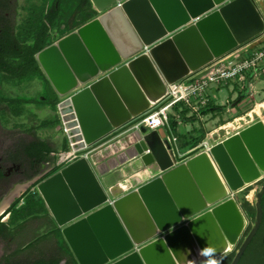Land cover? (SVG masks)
I'll use <instances>...</instances> for the list:
<instances>
[{"label": "water", "instance_id": "water-1", "mask_svg": "<svg viewBox=\"0 0 264 264\" xmlns=\"http://www.w3.org/2000/svg\"><path fill=\"white\" fill-rule=\"evenodd\" d=\"M91 0L98 18L35 55L71 150L36 189L77 264H202L236 247L247 218L230 196L264 178V122L179 156L157 130L94 165L88 155L131 130L167 85L264 33L253 0ZM140 159L161 175L110 199L97 176ZM178 164V165H175ZM231 264H238L261 221Z\"/></svg>", "mask_w": 264, "mask_h": 264}, {"label": "crops", "instance_id": "crops-1", "mask_svg": "<svg viewBox=\"0 0 264 264\" xmlns=\"http://www.w3.org/2000/svg\"><path fill=\"white\" fill-rule=\"evenodd\" d=\"M122 1L123 0L119 2ZM253 2L257 6L258 0H253ZM257 8L259 9L262 17H264V12H262L259 7ZM78 14L80 16L83 14L86 16V18L82 20H76V16L73 20H71V22H69L70 25H68L69 28L67 30L60 31L57 27H55L50 32L49 45H52L63 37L77 31L80 27L93 21L101 15L95 9V6L91 2V0H84V2L82 1V4L80 5V12ZM59 19L56 22L57 24L60 23ZM32 75L35 76L34 79L37 81V87L46 90L48 80L40 71L39 66L38 71L32 73ZM236 87V84L229 83L223 87L211 88L207 93L209 98L207 107L202 109L197 114L193 113L187 107H176L175 109H173V113L169 115L167 126L160 127L157 129V131L161 136H164L165 134L170 138H174L175 141L173 142L172 140H170V142H172V145L174 146L178 155L182 156L199 147L200 145H205L206 148H209L258 121L264 122V78H262V80L258 79L253 82L251 86L252 88L250 90L245 89L243 91L239 87V91L237 90L238 92H236ZM243 94H245V96H242ZM16 97L19 98V96ZM23 103L29 104L30 102L27 101ZM252 103L255 105V107L252 110L248 111V104ZM46 106H50V104H47ZM54 107L56 109V106ZM256 109H258L259 113H256ZM220 110H224L222 113L229 115L231 118L225 121L223 119H220L218 121L214 120V122H211V120H213V118L217 115V112ZM48 112L50 113V111ZM210 112H213L214 116H210ZM55 114H57L56 111ZM208 122L212 123V127L210 129H208ZM50 128L51 133L44 134V136L40 140L46 141L49 146L52 147L53 152L50 154L51 160L47 162V165L53 169L54 167L58 168V165L64 162L62 161V159L58 158L63 156L64 153H68L70 148L66 135L62 132V127L60 129L57 125H55L54 127L51 126L48 128H43L41 130H47ZM140 128L136 129L133 127L131 130L123 133L122 135L112 138L107 142L97 146L88 155L91 163L97 165L126 149L129 145L133 144V132L135 130H140ZM32 129L34 130L35 128ZM145 130L147 133L153 132L147 129ZM66 144L67 150H64V146ZM152 168L153 167L146 168L140 159H134L107 173L105 176L97 177L102 187L107 192L109 198L113 200L135 190L141 185H144L150 180L161 175L160 172H155L154 170H152ZM41 177L42 175L38 174L32 180L23 183V185H25L24 190H22L17 196L21 197V195L24 193H26V195L24 196V198L20 199V202L18 203L16 208L9 214L8 220L14 214L18 215L19 217H23L31 210L33 214L30 217L36 216L38 218L29 219L26 222L22 223L23 230L21 236L18 238V243H23V241L26 240V243H24V245L21 244L22 247H24L25 245L36 239H42L41 244H39V246L37 247V251H44L43 253H45V251L47 250L48 252H53V254L51 253V255L48 253L49 256H52L56 255L55 253L58 251V244H61L62 242L66 244V242L63 239L59 228H57L55 222L53 221L48 208L46 207L43 199L36 189V186L33 187L31 185ZM260 182H264V178H262L254 185L248 187H252L253 189L250 190L247 194H244V192L248 190V188H245L236 193L234 200L240 206L244 213L246 212L245 208L252 205L250 202L252 194L258 191L259 187L257 184H259ZM27 183H29L28 186L26 185ZM244 204L247 205L245 206ZM22 220H24V218H20L17 223L20 221L22 222ZM14 224H16V222L12 223L11 225ZM58 231L60 234H58ZM30 234L32 236L31 239H27V236ZM69 252L71 253L75 263L77 264L75 257L73 256L70 249Z\"/></svg>", "mask_w": 264, "mask_h": 264}, {"label": "rangeland", "instance_id": "rangeland-1", "mask_svg": "<svg viewBox=\"0 0 264 264\" xmlns=\"http://www.w3.org/2000/svg\"><path fill=\"white\" fill-rule=\"evenodd\" d=\"M80 2L81 0H62L61 13L59 19L60 23L58 24V26H56L60 31L67 30L69 28L68 26L70 25L68 23L69 16L75 12L77 7H80ZM14 3L17 6L16 13L13 10ZM50 3L51 0H11L10 10L5 14V16L9 18L12 23L15 24V28L18 32V35L22 39L23 36L21 34V31L22 32L23 31L30 32L32 30L34 31L38 25V20L40 18L39 15L46 12ZM257 7H259L261 11L264 12V0H258ZM78 13L76 14L77 16L76 20L77 19L82 20L86 18L85 15L82 14L80 16ZM34 78L35 76H33L32 74H29L23 78H18V79L9 78L5 75H0V98L9 101L8 103L0 104V145L1 144H4V146L8 145V142H10V138L12 139L16 137L17 138L25 137L26 139L27 133H25L24 131L28 129L32 130V128L35 129L33 130V132L31 131V133H29V136H33L35 138L41 139L44 136V134L51 133V128L47 130H41L43 128H46L43 127L45 123L56 121L57 122L56 125L61 129L60 118L58 114H55V111L57 113L55 107L51 105L46 106L47 104L46 105L41 104V102H44V100H46L47 98V91L37 87V81ZM262 78H264V76H262L260 80H262ZM233 84H236L237 86L236 92H238L239 85L237 83H233ZM16 96H19V98H17ZM242 96H245V94H243ZM19 99L27 100L30 103L25 104L23 102H16V103L11 102V101H17ZM47 107L49 108V110ZM254 107L255 105L253 103L248 104L247 110L248 111L252 110ZM48 111H50V113ZM223 111L222 110L218 111L217 115L213 118V120H211V122H214V120L218 121L220 119H223L225 121L231 118L229 115L222 113ZM209 115L214 116L213 112H210ZM211 124L212 123L208 122V129L212 127ZM70 153L71 150H69L68 153H64L63 156H61L58 159H62V161H65L70 157L71 155ZM49 169H51L50 166H43V167L40 166L38 168L39 171L38 174H41L42 176H46L48 174L47 171H50ZM261 183L262 182L257 184L259 188ZM37 184L35 181L31 185L34 187ZM26 185L28 186L29 183H27ZM252 189H253L252 187L248 188V190H246L244 194H247ZM256 194L257 191L254 194H252V198L250 201L252 205L246 207V212L244 213L245 217L247 218L246 229L238 245L232 248L230 253H228L226 256L220 259L221 264H231L240 245L243 243L248 233L254 227L255 219H256V202H257ZM261 210H262V219H264V197H262V201H261ZM31 237L32 236L30 234L27 236V239H31ZM25 241H23V243L21 242L18 243L17 246H19V244L24 245V243H26ZM11 249H14V246L10 247L8 250ZM43 252L44 251L40 253ZM0 253H1V249H0ZM45 253L47 254L49 253L50 255L51 253L53 254V252H48L47 250L45 251ZM22 256L25 257V259L27 260H32L33 258L37 257L35 253H30V254L25 253ZM238 264H264V220H262V224L259 229V232L255 235L251 243L248 245L247 249L243 253Z\"/></svg>", "mask_w": 264, "mask_h": 264}, {"label": "trees", "instance_id": "trees-1", "mask_svg": "<svg viewBox=\"0 0 264 264\" xmlns=\"http://www.w3.org/2000/svg\"><path fill=\"white\" fill-rule=\"evenodd\" d=\"M82 1L84 2V0H81V4ZM61 5L62 0H51V3L48 6L46 12L39 15L40 18L38 20L37 28L34 31H30L31 33L28 31H21V34L23 36V38L21 39L15 28V24L5 16V14L10 10L11 0H0V75L18 79L38 71V65L35 61V55L49 45L50 32L56 26H58L56 22L60 17ZM16 7L17 6L14 3L13 10L15 13ZM78 12H80V7H77L75 12L69 17L68 23L75 18ZM8 102L9 101L0 98V104ZM11 102L16 103L27 101L19 99L17 101ZM41 104H50L52 106H55L56 103L51 102L47 97L44 102H41ZM56 123V121L45 123L43 127H54ZM31 131H33V129L24 131L25 133H27L26 139L25 137L12 138V140H16L17 142L14 147L16 152L13 150L15 153L11 158H16L14 160L18 161L22 167H30L32 173H28L25 178L28 181L35 178L39 173L38 170L32 169L33 162L39 164L47 163L51 160L50 154L53 152L52 147H50L46 141H42L33 136H29V133H31ZM64 150H67V144L64 146ZM57 170L58 168L54 167L52 171L49 172L46 176H42L40 179H38L36 181V184L44 180L46 177L50 176L52 173H55ZM25 195L26 193L22 194L21 197H19L15 201L13 206H16V204L20 202V199L24 198ZM32 214L33 212H31V210L23 217H19L18 215L14 214L10 217L9 223L12 224L16 222L17 226L15 229H22V223L26 222L29 219L38 218L36 216L30 217ZM20 218H24V220L17 223ZM259 229L257 233L259 232ZM5 231L9 232V227L6 226V224L0 223V234ZM58 234H60L59 231ZM41 242L42 239H36L28 243L24 247L19 244V247L22 248L21 250H19V252L23 255L25 253H34L33 250H37V247L39 246V244H41ZM35 245L37 246L35 247V249H33ZM57 250V254L55 253L56 255H52L50 256V258H48L47 253L40 252L39 254L35 252L37 257L33 258V260H27L25 259V257H22L24 261L21 264H61V262L63 261L64 264H76L71 253L69 252L67 245L64 242L58 244Z\"/></svg>", "mask_w": 264, "mask_h": 264}, {"label": "built area", "instance_id": "built-area-1", "mask_svg": "<svg viewBox=\"0 0 264 264\" xmlns=\"http://www.w3.org/2000/svg\"><path fill=\"white\" fill-rule=\"evenodd\" d=\"M262 76H264V33L187 78L167 85L166 96L158 105L140 116L134 128L142 127L155 131L167 126L169 115L176 107H187L197 114L207 107L209 103L207 93L211 88L237 83L243 91L250 90L253 82ZM62 132L66 135L63 127ZM171 140L175 141L172 137ZM235 195L236 193L230 197L235 199Z\"/></svg>", "mask_w": 264, "mask_h": 264}, {"label": "flooded vegetation", "instance_id": "flooded-vegetation-1", "mask_svg": "<svg viewBox=\"0 0 264 264\" xmlns=\"http://www.w3.org/2000/svg\"><path fill=\"white\" fill-rule=\"evenodd\" d=\"M16 142V140L14 141L10 138V142H8V145H0V203L9 195V193L15 186L27 182L28 180L25 179L27 174L32 173L30 167H22L18 161L14 160L16 158H11L16 152L14 149ZM40 166L43 167L48 165L47 163L39 164L33 162L32 169L38 170ZM49 170L50 171H47V173L51 172L52 168ZM18 197L19 196L14 197L8 204V206L4 210H2V212L0 213V223L6 224V221L9 218V214L18 205L16 204V206H13ZM6 226L9 227L10 231H5L0 234V264H21L24 260L22 258L23 254H21L19 250H21L22 248L17 245L18 238L21 236L23 229H15L17 225H11L9 223V220L7 221ZM12 246H14V249L8 250ZM36 246L37 245H35L33 249H35ZM33 251L34 253L37 252V254H39L37 250ZM48 258H50V256H48ZM61 264H64V261Z\"/></svg>", "mask_w": 264, "mask_h": 264}, {"label": "clouds", "instance_id": "clouds-1", "mask_svg": "<svg viewBox=\"0 0 264 264\" xmlns=\"http://www.w3.org/2000/svg\"><path fill=\"white\" fill-rule=\"evenodd\" d=\"M216 250L211 246H206L200 250V255L205 257L202 264H221L220 260L216 258Z\"/></svg>", "mask_w": 264, "mask_h": 264}, {"label": "bare ground", "instance_id": "bare-ground-1", "mask_svg": "<svg viewBox=\"0 0 264 264\" xmlns=\"http://www.w3.org/2000/svg\"><path fill=\"white\" fill-rule=\"evenodd\" d=\"M256 113H259L258 109H256ZM25 185H17L13 188V190L9 193V195L0 203V213L4 210L11 200L16 197L23 189Z\"/></svg>", "mask_w": 264, "mask_h": 264}]
</instances>
